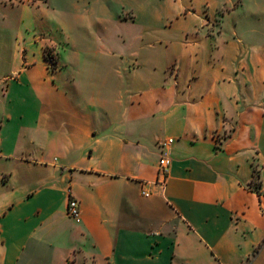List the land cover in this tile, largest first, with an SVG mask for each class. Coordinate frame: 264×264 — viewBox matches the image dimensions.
<instances>
[{
	"label": "crops",
	"instance_id": "crops-1",
	"mask_svg": "<svg viewBox=\"0 0 264 264\" xmlns=\"http://www.w3.org/2000/svg\"><path fill=\"white\" fill-rule=\"evenodd\" d=\"M214 1L174 41L22 47L0 79V264H264V1Z\"/></svg>",
	"mask_w": 264,
	"mask_h": 264
},
{
	"label": "rangeland",
	"instance_id": "rangeland-1",
	"mask_svg": "<svg viewBox=\"0 0 264 264\" xmlns=\"http://www.w3.org/2000/svg\"><path fill=\"white\" fill-rule=\"evenodd\" d=\"M243 1L247 7L253 2ZM21 3L34 4L37 1L0 0L1 80L11 75L23 48H31L34 39L41 34L58 41L65 38L78 46L88 47V43L106 39L133 41V32L140 26L151 25L161 28L159 40L165 43L176 39L174 30L177 27L195 24L205 7L213 10L216 5L214 0H42L39 6L34 5L24 12L21 11ZM65 30L68 35L63 34ZM146 39L147 36L144 41L148 42ZM51 50L45 48L49 59ZM258 181L257 175L255 187Z\"/></svg>",
	"mask_w": 264,
	"mask_h": 264
},
{
	"label": "built area",
	"instance_id": "built-area-1",
	"mask_svg": "<svg viewBox=\"0 0 264 264\" xmlns=\"http://www.w3.org/2000/svg\"><path fill=\"white\" fill-rule=\"evenodd\" d=\"M173 142V138H166L159 144L160 154L157 161L156 177L153 185L158 186L161 190L167 185L169 177L171 158L169 156V145ZM143 196H149L151 191L147 188L141 189ZM67 215L71 218H77L79 215L78 201L74 197H69L67 203Z\"/></svg>",
	"mask_w": 264,
	"mask_h": 264
}]
</instances>
